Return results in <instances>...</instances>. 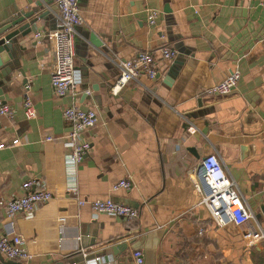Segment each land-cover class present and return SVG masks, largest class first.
Listing matches in <instances>:
<instances>
[{"label": "crops", "instance_id": "0c3cea01", "mask_svg": "<svg viewBox=\"0 0 264 264\" xmlns=\"http://www.w3.org/2000/svg\"><path fill=\"white\" fill-rule=\"evenodd\" d=\"M39 1L43 7L33 17L50 12L37 19V31L18 36L19 60L2 86L15 113L0 117V144H6L0 149V225L2 202L20 195L26 181L40 180L54 194L32 217H18L17 230L34 256L28 264H134L135 250L144 264H264V239L249 245L244 228L216 227L191 175L204 156L217 154L255 214L261 212L264 0H79L81 83L63 97L51 81V43L35 35L57 25L54 0H0V25ZM150 8L159 11L153 24ZM166 45L178 49L171 61L161 57ZM142 50L157 55V76L142 72L115 94L116 61ZM237 67L241 78L230 94L198 95ZM27 96L37 110L32 119L25 115ZM73 104L98 113V124L83 133L92 147L76 180L64 145L70 124L63 111ZM46 135L55 139L45 141ZM13 138L20 143L10 145ZM123 179L132 186L114 190ZM108 198L137 208L139 216L95 218L89 203H79ZM257 221L264 231V216ZM9 261L0 254V264Z\"/></svg>", "mask_w": 264, "mask_h": 264}, {"label": "built area", "instance_id": "2783aa9c", "mask_svg": "<svg viewBox=\"0 0 264 264\" xmlns=\"http://www.w3.org/2000/svg\"><path fill=\"white\" fill-rule=\"evenodd\" d=\"M54 13L57 17V25L45 32H36L37 37L46 36L51 43L52 60L50 64L51 81L56 94L60 97L75 94L80 88L81 75L76 64L75 33L79 24L85 19L81 14L79 0H54ZM158 9L148 10V21L153 24L157 20ZM161 57L166 61L173 60L178 55V49L168 45L160 48ZM119 67V75L112 83L111 89L115 94L131 80L137 78L142 72L148 77L155 78L159 71L157 55L150 50L139 51L134 57L119 59L116 61ZM241 78V70L233 69L223 80L202 87L200 96L220 94L226 95L232 92ZM30 84L26 89L29 92ZM88 91V90H87ZM25 115L28 119L37 117V110L32 99L27 96L24 101ZM15 109L9 103L0 100V117L13 118ZM63 115L70 124V129L65 136L64 145L68 150L66 163L69 175L76 180L79 166L92 144L82 138L83 133L98 124V113L95 109H83L76 104L67 106ZM53 135H46L45 141H53ZM20 143L19 138H13L10 145ZM6 144H0V149ZM191 175L197 191L201 195L200 205L209 211L216 227L233 225L244 228L242 235L249 245H253L264 239V231L260 224L255 226L256 214L250 206L236 180L227 172L221 158L211 153L202 158L197 166L191 169ZM132 183L123 179L113 188H130ZM23 192L2 203L5 209V220L0 225V254L10 260H19L28 264L33 259V254L27 248L26 239L17 230V220L20 215L32 217L37 208L49 202L54 194L45 187L40 180H28L23 186ZM84 205L89 203L93 216L97 218L101 214H107L126 220H134L139 216V210L133 206L122 204L108 199H96L91 201L79 200ZM59 223L64 224L66 218H58ZM202 233V231H200ZM134 264H144V256L141 250L133 252ZM98 261H100L98 259ZM93 264H98L97 261Z\"/></svg>", "mask_w": 264, "mask_h": 264}, {"label": "water", "instance_id": "95a60500", "mask_svg": "<svg viewBox=\"0 0 264 264\" xmlns=\"http://www.w3.org/2000/svg\"><path fill=\"white\" fill-rule=\"evenodd\" d=\"M42 7L43 3L39 1L38 5L35 6L33 9L22 11L17 16L11 17L2 25H0V73L3 75L0 80V100L4 103H6V100L3 94L2 86L8 81L7 76H9L12 70H14L19 60L18 36L25 35L31 30L37 31V26L35 25L37 19L45 17L50 12L48 9H45L33 17V15ZM165 10L170 11V9ZM4 32L7 33L1 36V34H3ZM95 43L99 44V41H95ZM260 208L261 212L256 213V218L259 221H261L264 216V203L261 204ZM113 248L116 250L115 247ZM6 264L23 263L16 262L15 260H10Z\"/></svg>", "mask_w": 264, "mask_h": 264}, {"label": "rangeland", "instance_id": "374dc122", "mask_svg": "<svg viewBox=\"0 0 264 264\" xmlns=\"http://www.w3.org/2000/svg\"><path fill=\"white\" fill-rule=\"evenodd\" d=\"M263 223H264V221H263Z\"/></svg>", "mask_w": 264, "mask_h": 264}]
</instances>
